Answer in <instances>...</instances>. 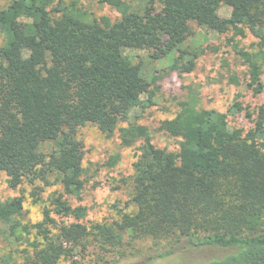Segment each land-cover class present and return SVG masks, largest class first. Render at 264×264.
Segmentation results:
<instances>
[{
	"label": "trees",
	"instance_id": "obj_1",
	"mask_svg": "<svg viewBox=\"0 0 264 264\" xmlns=\"http://www.w3.org/2000/svg\"><path fill=\"white\" fill-rule=\"evenodd\" d=\"M92 1L118 17L96 15L81 0H0V174L11 189L28 182L41 205L32 222L21 192L0 199V234L25 243L21 261L9 252L0 264H76L90 247L98 264H146L203 247L224 253L188 264H264V105L252 112L237 93L225 112L206 109L188 87L159 124L177 139L175 151L157 147L133 114L155 103L165 76L195 68L211 34L246 29L257 39L233 48L245 86L264 93V0ZM223 4L228 17L218 13ZM229 82L241 83L236 74ZM229 116L250 124L229 126ZM86 124L107 137L117 131L119 145L135 149L128 198L112 205L110 220L83 222L86 208L71 203L83 189L77 130Z\"/></svg>",
	"mask_w": 264,
	"mask_h": 264
},
{
	"label": "rangeland",
	"instance_id": "obj_2",
	"mask_svg": "<svg viewBox=\"0 0 264 264\" xmlns=\"http://www.w3.org/2000/svg\"><path fill=\"white\" fill-rule=\"evenodd\" d=\"M89 6L96 15H108L111 19L118 17L117 12L106 5H99L92 0H81ZM134 1V0H128ZM218 13L222 17L231 14V8L221 5ZM257 39L246 29L241 34H233V31L222 34H211L208 43L212 49L201 55L195 64V68L184 74L170 73L159 82V91L155 97V103L144 111L134 110L138 115L139 123L147 126L152 142L160 148L175 151L178 148L177 139L166 135L159 129L162 120L174 115L175 102L179 100L190 87L198 95L199 106L206 109H216L225 112L234 95L239 93V99L250 111L264 105V93H253L245 86L243 79L246 74V65L242 62L233 48V44L240 47L252 48ZM131 55H144L145 51L133 49ZM236 74L241 83L231 84L229 75ZM264 80V71L262 75ZM229 126H247L249 120L239 117H228ZM77 136L83 141V189L78 198L72 199L73 205H81L86 208V216L82 220L105 221L115 216L113 204L122 205L128 198L130 184L128 176L132 171V162L135 159L133 147H121L119 145L118 132L110 137L101 133L96 126L86 124L77 130ZM120 154L117 164L111 168L105 166L106 159L115 153ZM5 174H0V199H5L19 192L24 197L23 206L26 210V218L32 222L39 220L41 205L35 203L30 196L32 186L24 181L18 188L11 189L5 182ZM123 179L127 182H123ZM53 187L46 188L42 192V198L46 201ZM58 220L73 221L72 217L57 218ZM0 234V254L11 252L17 261L22 260L25 243L16 241V238H8ZM224 249L217 247H203L195 250L182 249L166 258H154L146 264H188L191 262H203L210 258L221 256ZM111 254L103 255L110 258ZM76 264H98L100 253L94 248H89L83 255H75ZM142 258H122L111 264H143ZM59 264H72L71 260L61 259Z\"/></svg>",
	"mask_w": 264,
	"mask_h": 264
}]
</instances>
